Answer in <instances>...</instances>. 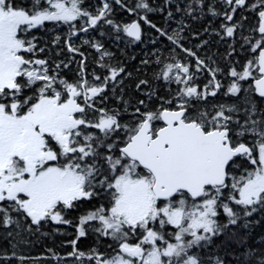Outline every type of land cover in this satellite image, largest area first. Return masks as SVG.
Masks as SVG:
<instances>
[{"label": "snow or ice", "instance_id": "obj_1", "mask_svg": "<svg viewBox=\"0 0 264 264\" xmlns=\"http://www.w3.org/2000/svg\"><path fill=\"white\" fill-rule=\"evenodd\" d=\"M0 241L264 264V0H0Z\"/></svg>", "mask_w": 264, "mask_h": 264}, {"label": "trees", "instance_id": "obj_2", "mask_svg": "<svg viewBox=\"0 0 264 264\" xmlns=\"http://www.w3.org/2000/svg\"><path fill=\"white\" fill-rule=\"evenodd\" d=\"M129 2H131V0H129ZM160 2V0H157V3H159ZM154 20H159V17L158 16H153L152 17ZM213 48H215V46H213ZM133 53H135V54H140V49L139 48H133L132 50H131ZM137 63H138V61H137ZM257 231H259V229H257ZM32 254L33 255H35L36 254V248H34L33 250H32Z\"/></svg>", "mask_w": 264, "mask_h": 264}, {"label": "rangeland", "instance_id": "obj_3", "mask_svg": "<svg viewBox=\"0 0 264 264\" xmlns=\"http://www.w3.org/2000/svg\"><path fill=\"white\" fill-rule=\"evenodd\" d=\"M2 241H0V245H2ZM47 243V241H42L41 244L39 246L36 247V254H39L40 252L43 251V246L44 244ZM35 254V255H36Z\"/></svg>", "mask_w": 264, "mask_h": 264}]
</instances>
